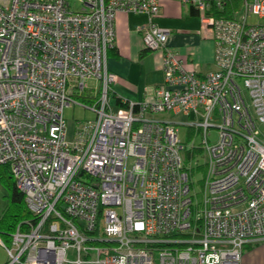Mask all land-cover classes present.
<instances>
[{"label": "built area", "instance_id": "1", "mask_svg": "<svg viewBox=\"0 0 264 264\" xmlns=\"http://www.w3.org/2000/svg\"><path fill=\"white\" fill-rule=\"evenodd\" d=\"M159 1L0 0V166L31 212L0 236L4 264H240L244 245L264 239V0H240L231 17L181 0L213 36L215 69L204 74L168 46L153 21ZM121 11L147 15L137 30L163 70L151 99L126 106L112 102L106 63ZM73 104L95 118L68 139ZM177 125L200 142L186 146ZM195 153L204 178L193 200Z\"/></svg>", "mask_w": 264, "mask_h": 264}, {"label": "crops", "instance_id": "2", "mask_svg": "<svg viewBox=\"0 0 264 264\" xmlns=\"http://www.w3.org/2000/svg\"><path fill=\"white\" fill-rule=\"evenodd\" d=\"M198 15L190 12L189 3L181 0H160L159 13L153 21L162 28L168 29L167 44L177 50L185 58V65L193 68L200 74H204L215 69L213 64L214 40L211 31L206 29ZM148 17L143 13L118 12L115 16V43L107 53V69L116 75L113 84L115 96L112 102L115 103L116 97H121L126 101L141 102L144 99H151L153 90L163 80L161 76L162 52L158 51L155 58L159 59L157 66V78L154 88L145 89L143 93L135 94L128 88L123 87L130 77H135V73L142 74L137 70L131 59L134 55L138 58L151 55V51H144L142 42V32L137 27H144ZM150 53V54H149ZM153 56V55H152ZM69 259L75 258L74 250L68 251ZM73 264V263H65ZM89 264V263H83ZM240 264H264V239H260L244 245Z\"/></svg>", "mask_w": 264, "mask_h": 264}, {"label": "rangeland", "instance_id": "3", "mask_svg": "<svg viewBox=\"0 0 264 264\" xmlns=\"http://www.w3.org/2000/svg\"><path fill=\"white\" fill-rule=\"evenodd\" d=\"M234 9L237 10L238 14H241L244 12V4L243 1H238V4ZM197 19H199L198 16H196ZM263 19H258V17L253 14L249 13L247 15V22L250 24H255L257 22H262ZM110 50V49H109ZM158 57V51H151V55H148L147 58L142 57L138 58V55H134L131 59V63L134 64L137 70L142 71V74L135 73V77H130L126 82L123 83V87L128 88L130 91L134 92L135 94L143 93L145 89L154 88L155 83L157 82V78H161L162 76V66H161V76L159 74L157 75V66L155 63L161 59V57L158 59L155 58L154 53ZM149 53V54H150ZM153 55V56H152ZM162 65V62H161ZM85 104H89L90 101L83 98H78ZM119 106H115L114 110H117ZM63 116L66 120V137L68 139L72 138L73 130L75 128L77 121H82L85 119H94L95 113L92 110H89L87 108H83L78 104H73L72 106H67L63 110ZM162 117H172L171 113H166L161 115ZM176 121H181L185 117H182L180 114L173 116ZM178 127V136L180 140L186 145L189 146L191 143L198 144L201 140V135H193L191 133V130L188 129L184 125H177ZM218 132L216 128H211L209 132V140L211 142H214L217 140ZM195 157L192 158V161L190 163H186L188 167H192V169L189 171V180L191 185V194L193 196V200L199 199L201 196L200 191L202 190V180L204 178V171L198 170L196 167V164H201L204 162V158L202 154L195 153ZM189 161V159H187ZM7 188L3 185V183L0 181V218L2 216V212L6 206L7 203ZM1 238L7 242L8 236L3 235L0 233ZM8 260L7 253L3 246L0 245V264H4Z\"/></svg>", "mask_w": 264, "mask_h": 264}, {"label": "trees", "instance_id": "4", "mask_svg": "<svg viewBox=\"0 0 264 264\" xmlns=\"http://www.w3.org/2000/svg\"><path fill=\"white\" fill-rule=\"evenodd\" d=\"M218 1H221V3ZM240 0H208L209 7L204 11L205 16L213 17H231L234 13V7ZM190 12L200 17V11L189 3ZM114 47V46H113ZM144 51H149L144 48ZM116 95V94H115ZM121 97L115 99V103L126 106L128 101H121ZM0 181L7 188V203L0 218V232L8 236L15 228L16 224L24 219L31 217V212L25 205L23 193L18 189L14 178L7 165L0 166Z\"/></svg>", "mask_w": 264, "mask_h": 264}]
</instances>
